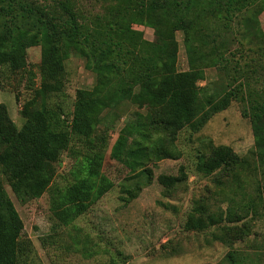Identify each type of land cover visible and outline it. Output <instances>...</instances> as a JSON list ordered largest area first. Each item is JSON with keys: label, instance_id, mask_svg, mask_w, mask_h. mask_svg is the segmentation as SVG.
<instances>
[{"label": "trees", "instance_id": "trees-1", "mask_svg": "<svg viewBox=\"0 0 264 264\" xmlns=\"http://www.w3.org/2000/svg\"><path fill=\"white\" fill-rule=\"evenodd\" d=\"M85 1L0 0V75L27 70L29 48L40 45L37 95L43 97L41 103L35 98L25 103L20 129L0 103V264H18L23 231L1 175L20 199H38L52 187L57 163L76 141L83 147L79 176L62 191L52 192L54 216L69 225L113 188L102 173L108 129L93 136L99 110L115 107L120 100L148 109L145 117L137 114L126 125L111 149V158L131 173L122 185L130 196L141 190L142 179L151 177L149 163L171 158L153 133L177 135L184 129L198 133L234 100L247 106L244 113L252 122L254 156L264 166V30L259 21L264 0H93L101 6L98 12L85 9ZM211 20L222 22V33L209 40ZM134 24L154 29V41L144 40ZM234 27L239 46L223 36ZM177 32L190 43V70L185 72L177 68ZM245 53L250 54L242 56ZM231 54L241 55L243 62ZM72 55L85 61L97 86L93 92H78L65 129L48 106V97L63 93L65 62ZM205 62L219 68L225 80L218 83L221 89L202 96L199 82ZM113 83L115 92L106 99L103 91ZM130 138L141 139L128 147ZM203 146L211 154L199 157L196 171L200 174L244 165L229 146L215 147L211 142ZM159 180L166 188L177 182L167 177Z\"/></svg>", "mask_w": 264, "mask_h": 264}, {"label": "rangeland", "instance_id": "rangeland-1", "mask_svg": "<svg viewBox=\"0 0 264 264\" xmlns=\"http://www.w3.org/2000/svg\"><path fill=\"white\" fill-rule=\"evenodd\" d=\"M36 1L46 4L49 0ZM84 7L101 10L93 0H86ZM259 21L264 30V11ZM220 24L218 20L208 21L209 40L222 33ZM133 29L142 32L144 40L154 41L151 27L134 24ZM237 34L234 27L223 36L239 46L237 36L233 38ZM176 39L177 68L185 72L190 70V43L182 32L176 33ZM41 50L40 45L29 48L27 70L0 75V103L7 106L19 129L25 123L21 116L25 103L32 98L43 102V97L37 95L41 86ZM235 59L243 62L239 54ZM201 68L202 96L221 89L218 83L225 76L219 68L208 62ZM96 86L97 78L86 68L85 61L72 55L65 62L63 93L48 97V106L59 115L61 126L68 129L78 92H93ZM115 87L113 83L104 89L106 99L113 95ZM114 106L99 110L93 136L108 129L102 173L113 188L69 225H62L54 216L52 194L62 191L79 176L83 147L76 141L72 142V151L64 152L57 163L52 187L38 199H20L1 175L23 222L18 264H264V166L254 156L255 139L252 122L244 113L246 104L232 101L198 133L189 129L177 135L152 132L153 139L171 158L149 163L151 177L142 179L141 190L133 191L132 196L122 188L130 171L110 154L126 125H131L137 114L145 117L148 109L127 100ZM139 139L130 138L128 147H134ZM210 142L215 147H231L244 165L211 175L198 173L199 157L211 154L203 143ZM160 177L177 182L166 188L159 182Z\"/></svg>", "mask_w": 264, "mask_h": 264}]
</instances>
